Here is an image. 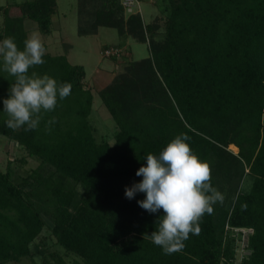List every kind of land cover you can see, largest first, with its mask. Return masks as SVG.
Here are the masks:
<instances>
[{"label":"trees","instance_id":"1","mask_svg":"<svg viewBox=\"0 0 264 264\" xmlns=\"http://www.w3.org/2000/svg\"><path fill=\"white\" fill-rule=\"evenodd\" d=\"M78 1L80 36L112 28L148 44L150 57L129 63L99 92L116 123L112 142L96 138L94 95L85 68L69 63L68 47L64 55L45 53V63L29 69L72 86L54 111L42 112L36 130L6 126L3 100L15 78L0 64V138L26 153L0 170V264L37 256L66 264L37 243L45 232L73 264H236L227 227L254 230L251 254L239 264H264V0H160L163 27L140 14L126 17L121 0ZM57 6L29 0L16 4V16L1 6L0 41L14 37L23 50L27 21L50 34ZM180 134L209 164L223 200L201 217L199 235L164 254L145 237L163 210L149 213L138 204L146 194L128 199L125 189L142 181L136 172L146 155H159ZM28 158L38 166L22 176Z\"/></svg>","mask_w":264,"mask_h":264},{"label":"clouds","instance_id":"2","mask_svg":"<svg viewBox=\"0 0 264 264\" xmlns=\"http://www.w3.org/2000/svg\"><path fill=\"white\" fill-rule=\"evenodd\" d=\"M44 55L45 47L38 32L24 40L23 50L18 48L14 37L0 41V64L3 71L15 78L9 98L3 100V112L8 117L5 124L12 130H36L42 112L54 111L58 98L63 100L70 95V83H58L47 74H29L30 68L45 63ZM55 122L53 117L48 124ZM189 139L186 134L177 135L159 155L147 154L146 166L136 172L143 177L142 181L125 189L128 199L137 193L146 194L138 204L149 213L163 210L164 215L156 221V231L145 237L161 247L164 254L180 251L190 234L199 235L201 217L212 214L213 205L223 200L211 184L209 164L193 153L186 142Z\"/></svg>","mask_w":264,"mask_h":264},{"label":"rangeland","instance_id":"3","mask_svg":"<svg viewBox=\"0 0 264 264\" xmlns=\"http://www.w3.org/2000/svg\"><path fill=\"white\" fill-rule=\"evenodd\" d=\"M29 0H0V7H9L8 14L18 15L19 8L16 4H21ZM125 7V15L129 17L132 14H140L146 24L159 23L162 27L165 25L163 8L164 4L160 0H148L145 3L132 0L135 5L127 8L128 1L121 0ZM57 15L53 19L52 30L50 34H43L33 22L26 23L29 35L33 32L40 33L45 47V53L52 55L66 54V48H69L67 59L73 66H83L86 70L84 80L86 86L91 89L94 95L93 112L90 117L91 122L96 127V138L98 141L107 140L112 142L117 132V127L113 116L105 106L99 92L109 85L114 77L123 72L124 68L132 61H138L150 57L148 44L135 41L131 37L121 38L118 32L112 28H100L97 35L80 36L78 33L79 16L78 0H57ZM5 13L0 11V29L3 27ZM164 29H161L163 31ZM106 51L117 54L116 59L108 57ZM234 153L238 149L233 146L230 148ZM26 156V153L18 148L14 142L0 138V170L5 171L9 161L16 157ZM38 163L28 158V163L22 167L19 174L25 176L27 172L35 169ZM231 231V230H230ZM231 238H235L236 260L239 264L243 258L249 256L251 251L247 248L248 239L237 236L229 232ZM45 242L49 252L57 251L62 254L66 264H73V256H65L64 251L56 246L55 238L45 232L37 240V243ZM52 261V259H49ZM11 264H44L43 256H37L34 261L24 259L21 263Z\"/></svg>","mask_w":264,"mask_h":264},{"label":"built area","instance_id":"4","mask_svg":"<svg viewBox=\"0 0 264 264\" xmlns=\"http://www.w3.org/2000/svg\"><path fill=\"white\" fill-rule=\"evenodd\" d=\"M128 1V6L127 8H131L132 6L135 5V3L132 1V0H127ZM106 54L108 57H111L113 55H115V53L113 54V52L111 51H106ZM227 229L232 233H235L237 236H242V237H245L248 239V242H249V237L251 234L254 233V230L253 229H246V228H230V227H227ZM247 248H248V245H247Z\"/></svg>","mask_w":264,"mask_h":264},{"label":"bare ground","instance_id":"5","mask_svg":"<svg viewBox=\"0 0 264 264\" xmlns=\"http://www.w3.org/2000/svg\"><path fill=\"white\" fill-rule=\"evenodd\" d=\"M234 147V146H233ZM234 148H236V147H234ZM237 149V148H236Z\"/></svg>","mask_w":264,"mask_h":264}]
</instances>
